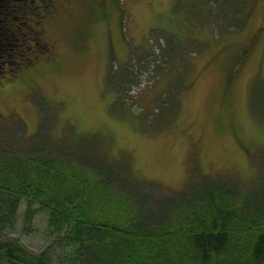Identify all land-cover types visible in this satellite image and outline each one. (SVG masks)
I'll use <instances>...</instances> for the list:
<instances>
[{"label":"rangeland","instance_id":"1","mask_svg":"<svg viewBox=\"0 0 264 264\" xmlns=\"http://www.w3.org/2000/svg\"><path fill=\"white\" fill-rule=\"evenodd\" d=\"M209 4L62 0L45 23L57 61L37 63L22 74L28 88L8 87L0 96V141L26 142L43 124L51 152L87 149L82 142L91 141L90 151L117 165L114 173L158 193L184 190L202 176L236 180L243 188L256 184L264 164V120L252 105L264 79V30L241 62L231 103L223 102L222 91L224 71L240 63L236 52L259 27L264 0L248 4L254 6L239 33L215 34ZM90 8L105 11V18L92 19L91 35L74 44ZM7 11L0 6V44L9 38ZM39 205L35 201L26 214L28 203L21 199L13 218H0V240L19 236L59 264L63 238Z\"/></svg>","mask_w":264,"mask_h":264},{"label":"trees","instance_id":"2","mask_svg":"<svg viewBox=\"0 0 264 264\" xmlns=\"http://www.w3.org/2000/svg\"><path fill=\"white\" fill-rule=\"evenodd\" d=\"M61 1L1 0L0 6L8 10L3 29L9 38L0 44V96L8 87L29 86L22 74L37 63L57 61L58 51L47 40L45 23L59 11ZM210 2L206 16L214 19L215 34L239 33L247 8L254 6L248 4L255 0ZM95 10L90 8L86 25L76 28L74 44L82 45L91 35L92 19L105 18V11ZM260 23L236 52L240 63L224 71V103H231L241 62L264 30V13ZM262 80L252 107L264 120ZM47 133L41 124L26 142L13 146L11 139L0 141V218H13L23 198L28 203L26 214L38 201L48 210L58 238H63L59 264H264V164L259 181L249 188L236 180L202 176L184 190L158 193L148 183L114 173L117 165L103 161L101 151H90L91 141L82 142L85 147L89 144L87 149L63 147L64 151L51 152ZM30 219L31 214L25 226ZM45 251L27 248L19 236L0 240V264H54Z\"/></svg>","mask_w":264,"mask_h":264}]
</instances>
